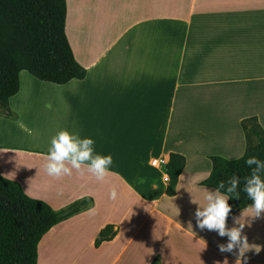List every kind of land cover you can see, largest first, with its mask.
<instances>
[{"label": "crops", "instance_id": "1", "mask_svg": "<svg viewBox=\"0 0 264 264\" xmlns=\"http://www.w3.org/2000/svg\"><path fill=\"white\" fill-rule=\"evenodd\" d=\"M65 6L64 32L85 75L58 84L20 69L18 89L7 98L13 115L0 114L3 176L55 209L91 198L89 207L43 234L36 264H149L155 256L158 264H264V211L257 216L252 205L235 211L224 235L200 227L203 217L196 215L217 196L227 202L200 184L209 156L244 152L245 117L255 116L264 129V0H65ZM60 130L90 136L93 156L112 155L103 180L88 170L90 161L81 165L83 175L67 161L71 175L46 173ZM170 152L185 158L171 195ZM152 158L164 162L154 166ZM107 224L114 236L95 246ZM232 228L242 239L221 251Z\"/></svg>", "mask_w": 264, "mask_h": 264}, {"label": "trees", "instance_id": "2", "mask_svg": "<svg viewBox=\"0 0 264 264\" xmlns=\"http://www.w3.org/2000/svg\"><path fill=\"white\" fill-rule=\"evenodd\" d=\"M65 13V0H0V114L13 115L7 98L18 89L20 69L58 84L85 75L64 32ZM240 125L244 152L234 159L209 156L210 172L200 181L227 196L229 212L225 221L235 211L253 205L245 190L248 180L255 174L264 181V129L255 116L243 118ZM253 156L261 161L260 167L246 163ZM184 161L180 153L168 154L165 173L169 195L174 193ZM90 204L91 198L86 197L55 209L45 200L26 194L19 182L0 172V264H36L37 243L43 234ZM115 232L111 224L105 225L95 237L94 245L111 239ZM149 264H158V257Z\"/></svg>", "mask_w": 264, "mask_h": 264}, {"label": "clouds", "instance_id": "3", "mask_svg": "<svg viewBox=\"0 0 264 264\" xmlns=\"http://www.w3.org/2000/svg\"><path fill=\"white\" fill-rule=\"evenodd\" d=\"M94 141L90 136H86L83 139H77L66 130L58 131L51 139L52 147L48 152V163L45 165L46 173L52 177H60L63 175H71V168L67 167L64 163L67 161L72 168L77 169L81 175V165L90 161L88 164V170L93 174L96 180H103L106 173L110 171L108 167L113 163L111 154L101 155L97 153L92 155ZM247 164H257L261 166V161L257 160L254 156L249 157L246 161ZM236 180H232L233 188L235 187ZM253 199L252 209L255 215H259L261 211H264V181L259 176L253 175L248 180L247 187L245 189ZM229 191H232L230 188ZM111 198H116L115 189L110 193ZM208 200H212L209 196ZM229 212V205L226 203V197L217 196L214 202L210 203L203 211H197V217H203L198 221L200 227L207 226L209 229H218L220 235L225 234V218ZM243 227V225H241ZM230 238V242L226 246H221V251H231L234 243L239 242L242 238L240 236L239 228H232L227 231ZM248 244L245 242L240 249L241 255L248 248ZM260 248H256V252H259ZM246 259V258H245ZM239 264V260L237 262Z\"/></svg>", "mask_w": 264, "mask_h": 264}, {"label": "built area", "instance_id": "4", "mask_svg": "<svg viewBox=\"0 0 264 264\" xmlns=\"http://www.w3.org/2000/svg\"><path fill=\"white\" fill-rule=\"evenodd\" d=\"M164 160L162 158H152L150 160V163L154 166H159L161 164H163ZM165 179H167V176L165 177Z\"/></svg>", "mask_w": 264, "mask_h": 264}, {"label": "rangeland", "instance_id": "5", "mask_svg": "<svg viewBox=\"0 0 264 264\" xmlns=\"http://www.w3.org/2000/svg\"><path fill=\"white\" fill-rule=\"evenodd\" d=\"M37 96H43L44 97V93L43 94L42 93H39ZM42 103H43V101H42ZM44 126H46V125H44ZM41 130H42V132L44 134H46L48 132L47 129L44 128V127H41ZM59 257H61V259H64L65 258L64 256H59Z\"/></svg>", "mask_w": 264, "mask_h": 264}]
</instances>
